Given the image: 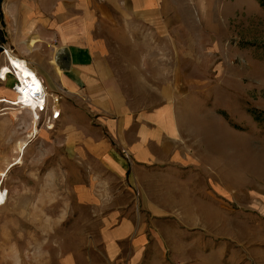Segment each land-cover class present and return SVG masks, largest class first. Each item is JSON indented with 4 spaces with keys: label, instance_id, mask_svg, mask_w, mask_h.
I'll return each mask as SVG.
<instances>
[{
    "label": "rangeland",
    "instance_id": "rangeland-1",
    "mask_svg": "<svg viewBox=\"0 0 264 264\" xmlns=\"http://www.w3.org/2000/svg\"><path fill=\"white\" fill-rule=\"evenodd\" d=\"M175 8L177 22L135 33L138 80L117 65L131 56L121 47L131 38L110 35L121 43L110 49L118 83L137 84L124 106L174 105L171 159L137 162L125 174L106 168L80 141L114 136L87 105L47 122L60 99L38 75L47 112L36 132L29 110L0 103V264H264V0ZM3 41L0 65L3 48L12 53ZM167 84L180 94H160Z\"/></svg>",
    "mask_w": 264,
    "mask_h": 264
},
{
    "label": "crops",
    "instance_id": "crops-1",
    "mask_svg": "<svg viewBox=\"0 0 264 264\" xmlns=\"http://www.w3.org/2000/svg\"><path fill=\"white\" fill-rule=\"evenodd\" d=\"M181 1L186 0H1L0 36L3 44L42 79L47 92L59 97L56 106L63 118L83 105L97 113L96 121L115 140L92 141L88 137L80 142L103 166L125 174L132 172L137 162L171 159L178 128L171 102L136 113L124 106L120 98L135 96L127 90H137V84L128 88L118 83L121 80L114 67L116 58L110 49L121 43L110 35L118 31L131 38L121 47L134 49V56L131 51L130 57L117 58V65L125 66L124 72L138 80L140 57L138 41L133 40L135 33L145 27L160 30L177 22L180 13L175 4ZM62 48H66L68 57L65 70L55 62ZM142 80L147 83L151 79L145 76ZM146 87L149 90L148 83ZM160 91L164 96L180 94L171 92L169 84ZM73 141L72 145L80 144L79 140ZM120 147L127 149L131 163H127ZM111 233L115 237L117 229Z\"/></svg>",
    "mask_w": 264,
    "mask_h": 264
},
{
    "label": "bare ground",
    "instance_id": "bare-ground-1",
    "mask_svg": "<svg viewBox=\"0 0 264 264\" xmlns=\"http://www.w3.org/2000/svg\"><path fill=\"white\" fill-rule=\"evenodd\" d=\"M4 60L5 62L1 63L0 65V84L8 80V78H12V81L15 82L16 87H13V89L10 88V91L7 88L3 89L0 87V91L9 93L12 96H0V103L12 105L13 107L15 105L20 106L21 104H23V106H25V108L30 111L31 123L33 124L34 132H36V120L38 119L39 114L35 110V106L38 104L39 101L35 99L37 97V94L34 93H37V90H40L41 88L42 84L40 78L25 60L10 53L7 49L4 52ZM13 116L15 115L12 114L11 117ZM46 128H51V126L47 124ZM232 138H234V135H232ZM23 145H25V142H21L18 144L17 147L19 152L21 151ZM15 160L19 161L20 157L17 156ZM262 160L264 161V159ZM261 164L264 167V162H261ZM5 199L6 191H2V189L0 188V204L4 203Z\"/></svg>",
    "mask_w": 264,
    "mask_h": 264
},
{
    "label": "built area",
    "instance_id": "built-area-1",
    "mask_svg": "<svg viewBox=\"0 0 264 264\" xmlns=\"http://www.w3.org/2000/svg\"><path fill=\"white\" fill-rule=\"evenodd\" d=\"M3 49L5 52L6 49L5 48H3ZM40 81H41V79H40ZM41 84H42V81H41ZM14 87H16V84H14ZM34 94H37V97L35 99H37L39 101L38 104L35 106V110L38 112L39 115L41 113L46 114V112H47L46 92L44 90L43 84L41 85L40 90H37V93H34ZM21 105L19 107L25 108V106H23V104H21ZM59 113H60L59 110L51 109L49 112V116H47V118H46V121L49 122V121H53V120L57 119L59 116Z\"/></svg>",
    "mask_w": 264,
    "mask_h": 264
},
{
    "label": "water",
    "instance_id": "water-1",
    "mask_svg": "<svg viewBox=\"0 0 264 264\" xmlns=\"http://www.w3.org/2000/svg\"><path fill=\"white\" fill-rule=\"evenodd\" d=\"M55 62L60 69L65 70L68 68V57L66 48H62L61 51L56 54Z\"/></svg>",
    "mask_w": 264,
    "mask_h": 264
},
{
    "label": "trees",
    "instance_id": "trees-1",
    "mask_svg": "<svg viewBox=\"0 0 264 264\" xmlns=\"http://www.w3.org/2000/svg\"><path fill=\"white\" fill-rule=\"evenodd\" d=\"M1 1V0H0Z\"/></svg>",
    "mask_w": 264,
    "mask_h": 264
}]
</instances>
